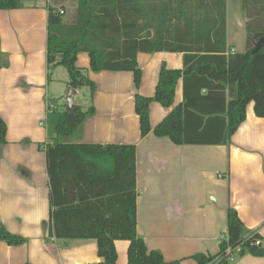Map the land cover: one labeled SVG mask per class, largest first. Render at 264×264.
<instances>
[{
  "label": "crops",
  "instance_id": "crops-1",
  "mask_svg": "<svg viewBox=\"0 0 264 264\" xmlns=\"http://www.w3.org/2000/svg\"><path fill=\"white\" fill-rule=\"evenodd\" d=\"M224 3L80 0L79 25H71L70 14L59 27L47 24L50 0H18L15 9L0 11V53L8 60L0 70V118L6 125V143L0 146V224L27 239L22 246L0 241V264L103 261L95 240L48 235L47 134L42 123L49 101L61 111L68 88L67 82L54 79L61 67L47 66L50 46L75 49L76 66L95 84L87 107L77 105L83 111L91 105L94 113L64 142L135 148L136 234L149 251L179 264H197L192 259L197 254L216 256L225 239L228 208L237 213L243 236L258 234L264 245V118L254 115L253 103L226 145H175L153 135L182 104L181 78L171 107L150 103L151 132L143 138L134 109L136 95L153 97L162 66L182 70L183 54L241 53L230 44L234 30ZM240 31L245 33V24ZM126 41L135 42L137 49H128ZM135 69L140 71L137 89ZM80 92L76 90L74 100ZM128 245L114 242L118 264L127 263ZM230 264H264V257L233 251Z\"/></svg>",
  "mask_w": 264,
  "mask_h": 264
},
{
  "label": "trees",
  "instance_id": "trees-1",
  "mask_svg": "<svg viewBox=\"0 0 264 264\" xmlns=\"http://www.w3.org/2000/svg\"><path fill=\"white\" fill-rule=\"evenodd\" d=\"M18 0H0V11L13 10ZM72 15V26L80 23V0ZM245 45L241 53L198 54L182 56V70L161 67L155 93L151 98L135 96L134 109L139 119L140 136L151 132L149 105L169 108L175 86L181 78L182 104L153 130L155 137L168 138L175 145H226L245 120L246 107L253 103L257 118H264V47L253 52L254 44L264 36V0H244ZM62 14L50 8L49 27L63 25ZM123 45L132 51L136 43ZM50 69L66 70L67 87L87 88L91 102L95 84L76 66L77 51L70 46L49 47L46 55ZM8 60L0 53V70ZM135 89L140 71L133 73ZM94 113L73 105L70 113L59 111L48 102L42 123L47 143L43 147L49 183L48 235L57 240H95L102 262L118 264L114 242H129L126 264L167 263L157 251H149L137 237L135 226V148L130 145L71 144L64 142L84 120ZM6 125L0 118V146L6 143ZM0 241L8 246H22L27 239L8 233L0 224ZM258 241L259 245H255ZM229 249L230 254L226 251ZM264 257V245L258 234L243 236L242 223L232 208L226 211L225 239L216 256L197 254V264H230L231 254Z\"/></svg>",
  "mask_w": 264,
  "mask_h": 264
},
{
  "label": "rangeland",
  "instance_id": "rangeland-1",
  "mask_svg": "<svg viewBox=\"0 0 264 264\" xmlns=\"http://www.w3.org/2000/svg\"><path fill=\"white\" fill-rule=\"evenodd\" d=\"M224 5L226 6L227 3V11L229 15V26L232 28L233 34H232V40L230 44L233 48H235L238 51L244 50L245 45V33H242L240 31V27L242 24H245L244 19V0H224ZM52 4V9L58 11L59 9H62L64 11V16H62V19L69 20L70 14L73 15L76 7L75 0H50ZM226 14V10L224 8V15ZM66 15V16H65ZM58 78L59 80L65 82L68 81L67 72L64 68H60L59 71L55 74L54 79ZM64 86V85H63ZM62 86V87H63ZM61 87V88H62ZM85 95V97L83 96ZM51 96L53 98H58L57 95L54 94V92H51ZM90 103V98L88 96V90L82 89V92L78 93L74 100V105H83L84 108L87 107V104ZM66 111V99H63L61 111Z\"/></svg>",
  "mask_w": 264,
  "mask_h": 264
},
{
  "label": "water",
  "instance_id": "water-1",
  "mask_svg": "<svg viewBox=\"0 0 264 264\" xmlns=\"http://www.w3.org/2000/svg\"><path fill=\"white\" fill-rule=\"evenodd\" d=\"M264 47V36H262L257 42L254 44L253 52H257L259 49ZM76 91L72 88L68 87L65 95L66 99V113H70L73 105H74V96Z\"/></svg>",
  "mask_w": 264,
  "mask_h": 264
},
{
  "label": "built area",
  "instance_id": "built-area-1",
  "mask_svg": "<svg viewBox=\"0 0 264 264\" xmlns=\"http://www.w3.org/2000/svg\"><path fill=\"white\" fill-rule=\"evenodd\" d=\"M60 14H62V12H60ZM255 245H259V242H258V241H256V242H255ZM226 253H227V254H230V251H229V249L226 251Z\"/></svg>",
  "mask_w": 264,
  "mask_h": 264
}]
</instances>
